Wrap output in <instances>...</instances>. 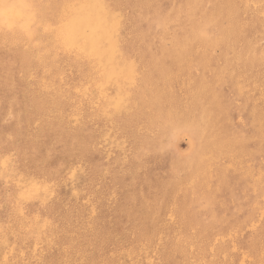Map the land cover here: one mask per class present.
Segmentation results:
<instances>
[{
  "label": "bare ground",
  "instance_id": "bare-ground-1",
  "mask_svg": "<svg viewBox=\"0 0 264 264\" xmlns=\"http://www.w3.org/2000/svg\"><path fill=\"white\" fill-rule=\"evenodd\" d=\"M229 7L230 0H0V264H59L61 250H74L75 235L72 227L77 224L80 205H76L71 197L53 193L51 186L65 174L81 178L82 183L75 180L77 185L74 188L77 193L83 192L78 189L83 182L87 188L92 186L97 165L94 167L90 162L94 155L92 152L99 151L97 141L94 144L95 138L105 139L106 132L99 121L100 116H123V119L120 118L123 120L121 124L128 132L142 123V114L125 115L114 109L112 104L101 105L95 110L94 107L98 108L100 104L96 91L86 92L89 96L88 99L85 98L86 119L78 118L81 121H77L76 125L66 124L64 121L67 120L60 112L62 106L59 102L58 105L52 103L58 99L46 98L39 91L34 94L27 85L28 76H33L34 63L44 59L41 47L32 55L30 38L37 36L41 41L47 38L46 45L51 52L54 51L57 64L64 57L66 63L72 64L75 69L84 72V75L101 76L102 80L109 77L110 70L115 71L111 77L113 81L116 80L115 77L118 78V74L123 76L131 60L139 61L135 55L144 54L147 59H144L146 65L142 67L144 73L141 75L151 87L153 83L160 87L162 80L156 76L158 73L164 74L168 62L186 64L192 53L208 50L206 46L210 44L213 35L223 28L222 17ZM115 19H121L122 25L115 31L114 39H107L109 25ZM240 21L244 22L236 31L241 34L234 36L243 45L240 46L235 40L236 43L230 47H223L218 42L220 52L218 65L214 68L216 73L222 69L225 55L228 54H239L245 60L239 66L228 62L229 69L247 66L250 67L251 74L264 68V43H260L264 41V13L250 9V13L243 14ZM33 23L40 27H32ZM249 40L250 48L247 47ZM151 70L157 74L153 75ZM221 80L223 83L216 95L213 93L215 89L208 85L206 79L195 76L191 82L196 89L191 100L196 106L194 110L208 117L205 122L207 126L199 136L191 121L188 122L191 124L189 138L194 137L191 146L198 148L197 154L203 152L204 155L210 151L212 139L219 135L221 136L214 141L230 138L227 134L230 130L220 128L227 123L220 99L231 97L235 93V84L239 81L232 77ZM158 92L159 90L152 89L151 94ZM92 95L95 96L94 100ZM36 109L40 116L45 110L48 112L42 115L44 121L37 123L33 132L29 125L36 117L29 112L34 114ZM91 124L99 129L93 130ZM139 128L142 133L148 131V134L136 142L138 149H149L152 151H147L148 153L158 152L160 155L162 148H159L161 145L158 146V127L151 123L150 126L141 125ZM213 129L222 133L214 135L207 131ZM251 131L254 135V126ZM170 156L173 157L174 154L170 153ZM205 159L207 160L206 157ZM148 160L146 156L138 157L131 165V168L137 169L135 175L121 178L124 184L122 182V196L115 211L114 224H123L120 222L126 219L132 226L129 233L144 241L146 252L140 256L141 263L167 264L169 258L166 254L171 249L181 252L189 262L185 252L191 245L197 256L202 258L205 246L199 236L186 238L182 235L183 227L177 226V229L165 225L163 218L159 216L151 219L152 213L158 215L156 212L171 203V196L182 181L178 182L171 173H166L164 178L151 174V170L156 167L153 161L150 160L151 166ZM180 160L181 158L177 159V164L182 168L181 179L190 174L195 175L194 170L198 172L199 167L195 168L190 161ZM12 200H18L25 213L29 209L34 212V224L31 227L16 228V205ZM201 213L203 214V210L197 209L195 215V219L200 222ZM86 217L88 219V215ZM116 231H119L118 227L112 228V231L103 230L102 236L97 224L90 221L82 224V235L78 236L82 242L81 249L88 247L89 250L99 252L101 256H98L97 264H109L111 242L117 235L114 233ZM259 231L264 233V219L259 224ZM255 234L252 239L256 238ZM88 238L89 243L86 241ZM213 247L217 253L222 250L215 242ZM181 257L183 258L182 255ZM65 259H74L69 260L74 264H96L94 257H86L84 252L78 256L68 253ZM200 262L205 263L204 256Z\"/></svg>",
  "mask_w": 264,
  "mask_h": 264
},
{
  "label": "rangeland",
  "instance_id": "rangeland-1",
  "mask_svg": "<svg viewBox=\"0 0 264 264\" xmlns=\"http://www.w3.org/2000/svg\"><path fill=\"white\" fill-rule=\"evenodd\" d=\"M250 9H254L256 12L260 10L264 13V0H230V7L222 17L223 28L213 35L210 44L206 46L208 50L192 53L186 64H179L174 61L171 62L172 64L168 62L164 74L158 73V76H156V78L162 80L160 87L155 86L154 83L151 87L148 84L149 82H145L141 75V73H144L142 67L146 65L144 59H147L144 54L135 55L139 61L131 60L126 66L123 76L118 74V78L115 77L116 80L113 81L111 77L114 76L115 71L110 70L109 77L107 76L106 79L102 80L100 74H98L100 78L84 75V72L75 69L72 64L66 63L64 57L60 58L59 64H57L54 51L51 52V49L46 45L47 38L43 41L37 39V36L30 38L29 48L32 50V55L41 47L44 59L34 63L33 76H28L27 85L34 94H36L35 91H39L46 98L58 99L54 100L57 102L52 101V103L55 105L60 103L59 105L62 106L60 112L67 120L64 121L66 124L76 125L77 121H81L78 118L86 119V103L89 98L86 92L96 93L97 91L100 104L98 108L94 107L95 110L99 109L101 105L112 104L114 109L119 110V113L125 115L131 113L142 114V123L139 124V127L141 125L147 127L151 123L156 125L159 131L160 144L158 146L161 145L159 148H162L160 155L158 152L156 154L148 153L147 151H152L149 149H138V145H135L136 142L142 140L148 134V131L142 133L138 127L128 132L121 124L123 120L120 118L123 116L119 118L107 115L100 116L99 121L104 132H106L104 134L105 139L95 138L94 144L97 141L99 151L94 150L92 152L94 155L90 163L94 167L97 165L92 186L87 188L83 182L80 188L77 186L83 192L77 193L74 186L77 185L78 181L79 183H82V181H80L81 178L76 179L72 174L63 175L60 180L51 186L53 193L71 197L76 205L77 203L80 205L77 224L72 227L75 235L72 236L74 250H61L59 264H74L69 262V260L74 261V259L66 260L65 255L71 253L78 256L79 253L83 252L86 257H94L97 264L98 256H101V254L89 250L88 247L85 250L81 249L82 242L78 239V236L82 235V224L89 223V221L97 224L102 236L103 230L111 229L112 231V228L118 227L119 231L114 233L119 237L116 235L117 238L114 237L111 242L112 252L110 253L109 264H148L140 261V256L146 252V247L142 239L133 237L129 233L130 228H132L131 224L126 219H124V222H120L123 223L120 224L122 227L119 224H114L116 222L115 211L122 196L121 185L123 179L125 176L133 177L135 175L137 169L131 168V165L138 157L145 156L149 158L148 163L151 166H153L151 161L155 164L154 167L156 168L151 170V174H158L164 178L166 173H171L178 182L182 181L180 187L172 194L171 203L156 212L158 215L152 213L151 219L159 216L163 218L161 219L165 225L174 226L177 229V226L183 227L182 235L186 238L192 239L191 237L194 235L200 237L205 246L202 258L197 256L192 245L188 246L185 255L188 257L190 264H264V233L259 231V224L264 219V68L260 72L255 71L251 74L250 67L247 66L229 69L228 62L239 66V63H244L245 60L239 54L231 56H228L230 55L228 54L225 55L222 69L217 73L214 70L218 65V52H220L218 42L223 47H230L233 43H236L235 40L238 41V38L234 35L241 33L238 30L236 31V28L244 22L240 19L243 14L250 13ZM121 25V19L113 20L109 25L107 39H114L115 31ZM35 26L40 27L38 24L33 23L32 27ZM244 30H247V28H244ZM238 43L240 46L243 45L239 41ZM260 43H264V41H260ZM247 47L250 48V40ZM166 72L169 73L166 74ZM155 74L157 72L153 71V75ZM161 75H164L163 79ZM195 76L206 79L208 85L215 89L213 92L215 95L223 83L221 79L236 78L235 81H239L240 84L239 86L238 83L235 84L236 89L234 92L236 94L234 93L227 99H220V104L223 105L222 112L224 115L226 114L227 118V123L220 128L230 130L227 132L230 138L226 137L214 141L221 136L219 135L212 139L211 144L213 146L204 155L203 152L197 154L198 148L191 146L194 137L189 138L191 124L196 135L199 136L202 135L200 132L205 130L207 126L205 122L208 119L206 115L195 112L196 106L191 101L192 94L196 90L195 86L191 84ZM136 81L137 83H135ZM152 89L159 90V92L151 94ZM110 90L114 93L112 94ZM94 98L95 96L92 95L93 100ZM33 103L35 104V102ZM45 112H48V110L41 113V116L37 109L34 114L31 111L29 112L36 117L29 125L31 131L35 132L34 130L38 124L44 121L42 115L46 114ZM189 121H191L190 125ZM253 126L254 135L251 131ZM91 127L93 130L99 129H95L96 127L92 124ZM207 131L213 132L214 135L220 132L218 129ZM170 153L174 156L171 157ZM178 158H181L180 161H190L195 168L199 167L198 172L194 170L195 175L190 174V176L181 179L183 174L180 173L182 168H179L177 164ZM82 170L84 171L83 168ZM113 175L117 176L114 177ZM122 177L123 179H121ZM56 184L62 188L60 189ZM12 203L16 205L14 215L16 228L18 229L19 226L25 229L31 227L34 224V212L29 209L28 213L27 210L25 213L18 200H12ZM197 209L203 210L200 218L202 222L195 219ZM177 212L179 215H176ZM86 215H88V219ZM184 220L188 221L184 222ZM132 224H135V222H132ZM187 229L188 231H186ZM254 233H256V238L252 239ZM86 241L89 243L90 238ZM214 242L217 247H222V250L218 253L213 247ZM180 253L176 249L169 250L166 254L169 258L168 263L189 264L185 256L181 253L182 258ZM203 256L205 263L200 262Z\"/></svg>",
  "mask_w": 264,
  "mask_h": 264
}]
</instances>
